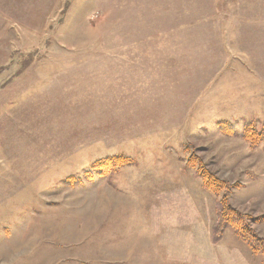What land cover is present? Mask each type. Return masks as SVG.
I'll return each mask as SVG.
<instances>
[{
	"label": "rangeland",
	"instance_id": "1",
	"mask_svg": "<svg viewBox=\"0 0 264 264\" xmlns=\"http://www.w3.org/2000/svg\"><path fill=\"white\" fill-rule=\"evenodd\" d=\"M225 194L264 245V0H0V264H264Z\"/></svg>",
	"mask_w": 264,
	"mask_h": 264
},
{
	"label": "trees",
	"instance_id": "2",
	"mask_svg": "<svg viewBox=\"0 0 264 264\" xmlns=\"http://www.w3.org/2000/svg\"><path fill=\"white\" fill-rule=\"evenodd\" d=\"M98 168V167H94ZM89 173H87V176ZM203 179L206 183V186L208 189L213 190L214 193L220 191H224L225 193L227 190L226 183L215 179L214 177L208 176L206 173L203 176ZM218 194V193H216ZM229 201V198L224 196L223 201H216V221L213 224V241L215 244L220 243L224 239V234L227 231L228 228H234V229H242V231L239 232V237L241 240L248 244L250 246L249 248L253 251L255 254H259L263 252L264 255V245L261 239L257 238L249 228H243V224L241 221L240 213L237 212L235 209H233L230 204L229 207L227 206V202ZM223 202H226L225 204Z\"/></svg>",
	"mask_w": 264,
	"mask_h": 264
}]
</instances>
